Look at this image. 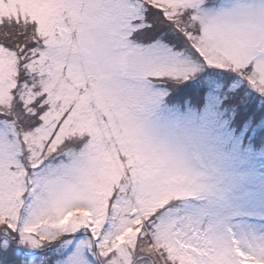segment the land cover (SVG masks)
<instances>
[{
    "label": "snow or ice",
    "instance_id": "snow-or-ice-1",
    "mask_svg": "<svg viewBox=\"0 0 264 264\" xmlns=\"http://www.w3.org/2000/svg\"><path fill=\"white\" fill-rule=\"evenodd\" d=\"M0 264H264V0H0Z\"/></svg>",
    "mask_w": 264,
    "mask_h": 264
}]
</instances>
